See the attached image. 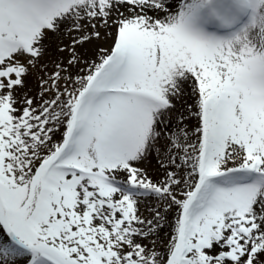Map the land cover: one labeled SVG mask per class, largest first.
Instances as JSON below:
<instances>
[{"label":"snow or ice","instance_id":"1","mask_svg":"<svg viewBox=\"0 0 264 264\" xmlns=\"http://www.w3.org/2000/svg\"><path fill=\"white\" fill-rule=\"evenodd\" d=\"M0 264H264V0H0Z\"/></svg>","mask_w":264,"mask_h":264}]
</instances>
